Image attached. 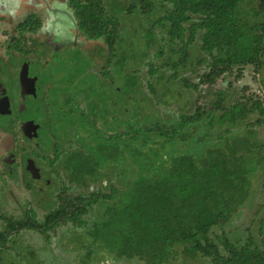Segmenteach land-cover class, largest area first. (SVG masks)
Listing matches in <instances>:
<instances>
[{
	"label": "trees",
	"instance_id": "trees-1",
	"mask_svg": "<svg viewBox=\"0 0 264 264\" xmlns=\"http://www.w3.org/2000/svg\"><path fill=\"white\" fill-rule=\"evenodd\" d=\"M69 2L72 7L70 14L79 33L105 48L106 64L99 70L103 81L94 82L93 74L83 79L86 82L85 90L89 93L99 90L103 101L109 99L102 88L104 78L109 83L113 82V77L108 76L109 71L114 70L118 74L117 66L125 69L130 57L135 65H140L141 58L147 55L145 49L149 46L146 43L142 50H133L132 40L129 46H122L120 13L132 15L139 10L141 16H148L157 10V6L164 11L143 32L146 41L151 39L154 42L158 39L154 25L160 28L168 26L166 34L159 38L164 40L167 36L171 44L170 52L179 54L176 62L171 63L172 58H168V63L163 66L154 62L148 66L149 78L162 67L170 70L167 82L172 81V84H165L161 97L171 92L174 83L179 80L188 89L196 92L201 90V99L205 98L200 83L208 80L206 71L200 75L199 83H194L188 79L184 70L183 77L179 76L177 70L179 67L184 69L188 63L187 50L196 41L198 32H202L200 43L204 56L196 64L201 65L208 60L206 67L209 74L217 77L226 74L231 76L233 68L245 65H251L254 72L258 73L264 67V0H130L127 7L121 0L109 1L108 7L102 0ZM166 6H170L169 9ZM189 21L192 23L185 26ZM163 52L156 53V56L163 55ZM133 71L138 72L135 69ZM122 72L123 69H120V75L126 83L123 89H119L132 100L137 93V82L125 75V70ZM240 76L239 72L236 78ZM163 78L164 74L157 75V80ZM149 86L151 95L157 98L156 90L152 84ZM139 99L144 97L140 95ZM117 103L115 101L113 104ZM263 103L261 98L254 101L244 94L237 97L230 107L219 103V115L209 118L210 126L214 122L221 127L228 124L224 133L217 136L218 145L206 147L204 151L196 149L191 153H175L167 157L164 148L166 142L174 139L188 124L207 119L211 114L210 109L197 107L194 116L182 118L179 127L172 131L163 130L155 124L154 127H144L140 132L130 123H123L117 118L125 125V129L108 135L96 127L95 118L88 121L86 115H61L65 122L70 124L77 121L79 127L85 129L86 147H89L83 150L82 146L80 150L69 152L66 164L71 166L70 182L79 181L86 187L88 181L95 182L102 174L106 175L103 170L108 165L120 167L127 157L139 164L137 178L131 181V189L122 193L120 205L108 206L105 216L87 233L91 238L87 250L90 245L98 246L102 239L107 246L105 250L115 258L137 259L143 264H175L178 259H181V264H251V260L264 256V238L257 242L249 235L244 242H231L225 230V226L250 198L255 172L260 165H264V157L260 154L250 155L249 146H257L255 140L241 136L224 137L239 123L246 125L251 111L259 110L264 115ZM189 104L186 102L184 108ZM91 114L99 116L108 124V130L112 129L107 104L100 108L93 106ZM89 125L94 130H89ZM150 134H154L152 137L158 136L160 140L153 139ZM189 136V133L182 132L178 140L190 142ZM198 140L201 142L204 137ZM116 193V188H111L110 195L96 191L87 194L80 192L72 196L65 185L56 194L55 209L50 210L42 221L36 220V212L33 210H26L21 219H6L5 229L0 231V251L10 250L7 241L20 230L44 234L67 223H80V218L88 212L90 206L97 205L100 200L112 199ZM263 209L264 202L258 206L254 216H259ZM260 223L263 224V220ZM214 230L221 233L218 245L210 238ZM246 230L251 233L250 228ZM2 261L0 256V264Z\"/></svg>",
	"mask_w": 264,
	"mask_h": 264
},
{
	"label": "rangeland",
	"instance_id": "rangeland-1",
	"mask_svg": "<svg viewBox=\"0 0 264 264\" xmlns=\"http://www.w3.org/2000/svg\"><path fill=\"white\" fill-rule=\"evenodd\" d=\"M76 1L82 2L84 0ZM124 1H126L125 6L127 7L130 4V0ZM48 2L44 5L39 0H0V5H4L5 12L10 14L15 10L14 16L11 18L9 17L10 21L6 20L7 25L5 24V26L0 27L5 29L11 28V30H6V33H8L7 38H5L6 36H0V43H2L0 47V56L12 53L9 52L10 49L15 52L13 54L17 55L18 59H21L20 63L24 61L39 63L38 61L41 59L42 62L45 63L43 65L45 66L43 69L44 72L46 71L48 73L50 69V72H53L51 82L54 83L56 90L66 86L65 83L59 80L60 77L62 79L64 76H72L75 73L64 93L66 92V95L67 93L70 94L71 98L75 99L80 104V109H75V112L81 113V111H83V114L88 117V121H91V108H93L95 102H98L99 107L103 104H107L110 111L108 120L112 123V129L108 130V124L104 123L100 117H94L96 127L103 131L105 135L123 131L125 125L121 124V121H123V123H130V125L137 128L140 132L143 131L144 127H154L155 124H158L163 130L172 131L173 128L177 129L179 127L182 118L194 116L197 107H201L202 109L208 108V110H211V114L207 119L198 123L188 124L178 132L174 139L168 140V142H166L167 145L164 147L166 149L165 157L175 153H191V151L196 149L204 151L206 147L211 148L217 146L219 142L217 136L224 133L228 127V124H224L222 127L218 126L215 122L213 126L209 124V118H216L219 115L217 111L219 103L226 107H230L234 104L237 97H242L243 94L250 99L252 98L254 101L258 98L264 100V67L260 72L256 73L251 65H245L240 68H233V75L231 76L226 74L223 77H217L207 72L208 69L206 65L209 62L208 60L201 63V65L196 64L198 59L204 56L200 43L202 32L197 33L196 41L187 50L189 53V60L185 68L179 67L177 70L180 77H183L182 70H184L188 79L192 80L194 83H199L200 75L206 71L208 80L205 83H200V88L203 90L205 98L201 99V90L196 92L193 89H188L179 80L174 83L175 87L171 92L161 97L160 93L164 91L165 84H172V81L169 83L167 82L171 74L170 70L168 67H162L161 70L157 71L156 75L149 78L148 66L152 62L158 66H163L168 63V58H172L170 61L171 63L176 62L179 54H172V52H170L171 44L167 36H165L164 40L159 38L167 32L168 26L166 22L165 24L167 27L160 28L159 25H154L153 27L158 37L157 41L153 42L151 39L146 41L143 38V32L147 27L164 14V11L160 10L157 6V10L148 16H141L138 13L139 10L132 15H127L125 13H120L118 15L121 20L120 35L123 39L121 43L122 46H129L128 44L131 40L134 42L133 50H142L146 43L149 44V46L145 49L147 55L141 58L140 65H135L130 57L125 69L117 66L119 75L116 74L114 70L109 71L110 74H108V76L113 77V82L109 83V80L104 78L105 82L102 88L109 94V100H106L107 102L104 101L106 102L104 103L103 96L101 95L100 97L98 93L99 90L95 89L97 91V96L94 97L87 92V89L86 92L83 90V87L86 88L85 82H83L82 85L79 82L82 78H88L90 72L91 74L94 73L92 75L94 82L103 81L102 77L99 75V70L106 64L105 48L98 42L88 43L86 46H83L81 51L82 57L79 59L76 55L68 52L73 46L72 34L75 32V30L71 28L72 21L68 18L66 12V9L69 10V7L66 8L65 6L69 5L60 4L66 2L65 0H60L59 5L55 4V0H48ZM102 2L104 5H107L108 0H102ZM37 5L40 6L36 9ZM252 5L256 4L252 3ZM108 6L109 5H107V7ZM166 7L168 8L170 6ZM20 17L21 22H23L25 18L32 17L31 20H28L31 22L26 23V25H24L23 22L21 30L16 28L17 23L14 21ZM41 18L43 28L41 30L39 28L36 29L39 36L38 38H34L32 37L33 35L29 34L28 29L37 24ZM149 19H151V22H149ZM190 23H192V21L186 23L185 26H188ZM46 31L48 35L43 36ZM36 32L32 33L35 34ZM185 35L186 37L188 36L187 31ZM11 37H14L13 41L10 40ZM14 41L20 42L18 46H15L16 49L9 46L10 44H14ZM37 45L38 49L36 48ZM41 45L42 47H39ZM46 47L52 52L55 51L52 59V56L47 53ZM40 48L42 49L40 50ZM174 48L177 49L178 46L175 45ZM162 50L164 51L163 55L156 56V53ZM7 51L9 53H7ZM43 51L46 52L42 54L41 52ZM17 62L16 64L18 65L19 62ZM192 64H195V66ZM7 65L8 64H5V66ZM87 68L90 69V71ZM120 69H123L122 73H124L125 70V75L130 76L137 82L138 86L135 95L136 99L134 97L135 100H131L130 96L125 95L119 89H123L126 83L125 79L120 75ZM134 69L138 70V72L135 73L133 71ZM79 71H86L89 73L80 74ZM239 72L241 76L236 78ZM8 73V76H14L12 70ZM31 73L35 75V71L32 69ZM162 74H164V78L157 80V75ZM49 77L50 74L48 73L47 76L43 77V80L41 77V80L46 81ZM149 81L158 94L157 98H154L150 93L149 85L151 84ZM62 93L63 92L59 93L56 97L59 99V107L63 106V98L61 95L64 93ZM140 95H142L144 99H139ZM47 98H54L53 94H48ZM115 101H118V103L113 104L112 102ZM186 102H190V104L184 108ZM25 106L27 108L26 114H28L31 109L35 111L37 108L32 102H26ZM37 114L36 117L39 122L44 119L43 115H39L38 112ZM12 119L13 117L9 116L0 118V124L4 125V123H6L5 121H11ZM247 121L248 123L244 126L242 123H239L232 128L228 135H224V137L241 136L247 137L250 140H255L257 146L253 148L249 146V148H251L250 155L258 156L260 154L264 157V115L260 114L259 110H253ZM88 129L93 130L90 125ZM42 131L41 128L39 130V139L43 138ZM62 131L60 136L61 139L58 138V141L63 147H68L69 142L73 140L75 142L73 144L78 143L77 150H80V148L82 149V146L85 148H83V150L89 148L86 147L87 141L85 140L86 133L84 130L78 128H63ZM182 132L190 134V140H188L190 142L178 140ZM152 135L154 134H150L151 137ZM200 137H204V140L201 142L198 140ZM152 138L160 140L158 136H153ZM137 143L143 145L142 142ZM148 144L150 145V143ZM138 167V162L127 157L124 164L120 167H115V165L111 164L108 165L107 168L103 170L106 175L102 174L103 176H99L96 183H90L88 187H77L75 184H71L69 194L72 196L77 195L79 192L87 194L96 191L97 193L100 192L110 195L111 188H116L117 193L112 195V199H107V201L100 200L97 202V205L90 206L88 212L80 218V223L78 224L67 223L58 226L53 231H47L44 234L27 230H20L17 233H13L7 241V246L10 247V250L5 251L4 249L0 251V256L3 258L1 264H143V262L137 259L115 258L113 254L105 250L107 246L102 239L99 242L103 247L98 242V246L95 244L90 245V249L87 250L89 243H91V238L87 233L105 216L104 213L108 206L112 204L116 206L120 205L119 199L122 193L126 190H130L131 181L137 178ZM60 168L59 165L55 166V169H59L61 175L64 176V171ZM255 174L254 186L250 198L243 204L241 210L234 219L225 226L227 237L231 242H244L249 235H252V238L257 242L264 238V209L260 212L261 214H259V216H254L258 206L264 202V165H260ZM51 178L57 181L55 176H51ZM16 180L15 175H11V179L9 177L6 179L0 178V217H2V219L4 218L3 221L0 218V231L5 229L7 224L6 219H21L25 216L26 210H33L36 212L34 217L37 221H42L44 216L48 214L49 210L56 204V200H54L53 197L54 189L51 188L38 191V185H34L33 189L26 191L23 188L28 185L26 182L27 179L24 180V183L22 180H20L21 183L16 182ZM3 181L4 183H2ZM127 185L129 186L127 187ZM261 220H263V224L260 223ZM260 227L261 232H259ZM247 228H250L251 233L246 230ZM210 238L218 245L221 239L220 231L214 230ZM86 244L87 246L85 247ZM87 252H90V254ZM175 264H181V259H178ZM199 264L210 263L204 262ZM251 264H264V256H259L251 260Z\"/></svg>",
	"mask_w": 264,
	"mask_h": 264
},
{
	"label": "flooded vegetation",
	"instance_id": "flooded-vegetation-1",
	"mask_svg": "<svg viewBox=\"0 0 264 264\" xmlns=\"http://www.w3.org/2000/svg\"><path fill=\"white\" fill-rule=\"evenodd\" d=\"M39 1L44 5H46L48 2V0ZM65 1L66 2L60 4L69 5V0ZM109 1L111 0H108L107 5H109ZM59 2L60 0H55V4L59 5ZM121 2L123 5H126V1L121 0ZM39 6L40 5H37L36 9ZM65 7H69V10L66 9L67 16L72 21L71 28L75 30V32L72 34L73 46L71 45V50L68 52L76 55L79 59L80 57H82L81 51L83 49V46H86V44L88 43L95 42V40H87L79 33V31L76 29L73 17L69 13L70 10H72L71 5ZM4 10V5H0V27L5 26L6 20L10 21L9 17L11 18L15 14V10L10 14L5 12ZM31 19L32 17L25 18L23 21L24 25L31 22L28 21ZM14 21H16L17 23L16 28L21 30L23 26L21 17L15 19ZM37 28H39L40 30L43 28L42 18L39 19L37 24L28 29L29 34L33 35L32 37L34 38H38L39 36V34L36 32ZM6 30H11V28H0V36H6L5 38H7L8 33H6ZM32 32L36 33L34 34ZM45 35H48L47 31L43 36ZM10 40L13 41L14 37H11ZM19 44V41H14V44H10L9 46L16 49L15 46H18ZM1 46L2 43H0V47ZM39 47H42V45ZM36 48L38 49V45L36 46ZM41 49L42 48H40V50ZM48 49L49 48L46 47V51L50 56H52V59L55 51L52 52L50 49ZM46 51H43L41 53L43 54ZM9 52L12 53L0 56V118L9 116L13 117V119L11 121H5L6 123H4V125L0 124V178L6 179L7 177H9L11 179V175H15L17 179L16 182L18 183H21L20 180H22L24 183V180L27 179L26 182L28 183V185L23 188L26 191L33 189L34 185H38V191L48 190L52 188L54 189V200H56V194L58 193V190L65 185L68 187V192L71 189V184H75V186L77 187L80 186L85 188V186L79 183V181L70 182L69 168L71 166H68L66 164V159L69 152L76 150L78 148V143L73 144L75 142L71 140L68 147H63V145H61L58 141V138L61 139L60 136L63 132V128H78L80 130L82 129L81 127H79L77 121L71 122L69 124L65 122L61 116L66 114H68V116L70 115V117H74L76 115H84L83 111H81V113L75 112V109H80V104L75 99L71 98L70 94L67 93L66 95V92L64 93L67 85L71 82L75 73L72 76H64L62 77V79L60 77L59 80L65 83L66 86L56 90L54 87V83L51 82V76L53 73L50 72L51 69L48 72L50 74L49 79H47L46 81H42L43 77L47 76L48 73L46 71V73L44 72L43 69L45 68V66L43 65L45 63L42 62L41 59L40 61H38L39 63L28 61L20 63L21 59H18L17 55L13 54L15 52L10 49ZM9 52L7 51V53ZM17 59L20 64L17 62ZM16 62L18 63V65L16 64ZM5 64L8 65L5 66ZM31 69L35 71V75L31 73ZM10 70L13 71L14 76H8V72ZM88 70L90 71V69ZM81 73L87 74L89 72L84 71L80 72V74ZM83 79L84 78H82L79 82L81 85L84 82ZM84 84H86V82ZM83 90L86 92L85 87H83ZM61 92L64 93H62L63 95H61L63 98V106L59 107V99H57L56 97ZM48 94H53V97L56 99L47 98ZM89 94L92 95L94 93ZM93 96H97V91ZM106 100L108 101L109 99ZM5 102L8 104L7 107ZM26 102L34 103L37 106L36 110L33 111V109H31L30 112L26 114ZM94 107L100 108L98 102L94 103ZM37 112L39 113V115L44 116V119H42L40 122L36 117L38 115ZM91 117L93 119L94 114ZM41 128L43 130V138L39 139V130ZM92 129L94 130V127H92ZM82 130L85 131V129ZM56 165H59L61 167L60 169L64 171V176L61 175L59 169H55ZM51 176H55V178H57V181H54ZM2 183H4V181ZM90 183L94 184L96 183V181H88L87 185L89 186ZM56 205L57 200L55 206L51 210L55 209ZM0 218L2 219V217Z\"/></svg>",
	"mask_w": 264,
	"mask_h": 264
},
{
	"label": "water",
	"instance_id": "water-1",
	"mask_svg": "<svg viewBox=\"0 0 264 264\" xmlns=\"http://www.w3.org/2000/svg\"><path fill=\"white\" fill-rule=\"evenodd\" d=\"M2 101V100H1ZM6 103V102H5ZM8 106V104L6 103V107Z\"/></svg>",
	"mask_w": 264,
	"mask_h": 264
}]
</instances>
